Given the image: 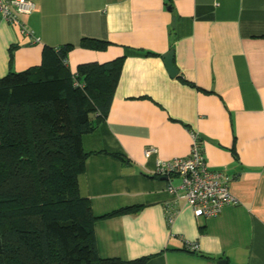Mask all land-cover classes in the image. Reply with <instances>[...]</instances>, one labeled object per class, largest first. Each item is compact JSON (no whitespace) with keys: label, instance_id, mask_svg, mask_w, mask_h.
<instances>
[{"label":"crops","instance_id":"obj_1","mask_svg":"<svg viewBox=\"0 0 264 264\" xmlns=\"http://www.w3.org/2000/svg\"><path fill=\"white\" fill-rule=\"evenodd\" d=\"M28 1L35 9L18 22L30 36L0 20V78L39 65L44 46L71 45V72L123 58L106 117L81 139L85 152L100 153L86 159L79 189L96 216L142 207L95 223L99 256L264 264V0ZM82 38L108 45L84 50ZM170 51L175 77L163 64ZM192 133L208 170L230 178L237 200L213 218L195 216L180 191L166 192L179 178L154 175L157 160L188 155ZM147 148L155 150L149 159Z\"/></svg>","mask_w":264,"mask_h":264},{"label":"trees","instance_id":"obj_2","mask_svg":"<svg viewBox=\"0 0 264 264\" xmlns=\"http://www.w3.org/2000/svg\"><path fill=\"white\" fill-rule=\"evenodd\" d=\"M107 45L92 38L79 42L89 51ZM71 49L44 46L39 65L0 78V264H146L149 256L102 258L94 238L99 219L135 215L142 206L96 216L79 189L86 159L100 153L85 152L81 139L106 117L123 58L80 64L71 72ZM110 155L127 162L122 152Z\"/></svg>","mask_w":264,"mask_h":264},{"label":"built area","instance_id":"obj_3","mask_svg":"<svg viewBox=\"0 0 264 264\" xmlns=\"http://www.w3.org/2000/svg\"><path fill=\"white\" fill-rule=\"evenodd\" d=\"M34 9L35 5L28 0H0V20L19 27L21 34L29 35L23 27L19 26L18 17L29 15ZM29 42L34 44L38 43V40L29 38ZM73 86H77V82L74 81ZM154 153L153 148H147L143 151V157L149 159ZM154 166V173L161 177L179 178L178 186L169 184L165 190L174 196H179L177 191H180V197L184 199L195 216L205 219L213 218L225 206L237 204V200L229 189L230 178L222 173L208 170L198 136L194 133L191 134V145L186 157L169 161L157 160Z\"/></svg>","mask_w":264,"mask_h":264},{"label":"water","instance_id":"obj_4","mask_svg":"<svg viewBox=\"0 0 264 264\" xmlns=\"http://www.w3.org/2000/svg\"><path fill=\"white\" fill-rule=\"evenodd\" d=\"M163 64H164L165 70L169 77H175L177 75L178 72L172 64V52L171 51L168 54L163 56ZM162 179L165 180L166 178H162ZM218 264H226V262L218 261Z\"/></svg>","mask_w":264,"mask_h":264},{"label":"rangeland","instance_id":"obj_5","mask_svg":"<svg viewBox=\"0 0 264 264\" xmlns=\"http://www.w3.org/2000/svg\"><path fill=\"white\" fill-rule=\"evenodd\" d=\"M98 198H95V201H97ZM101 257V256H100Z\"/></svg>","mask_w":264,"mask_h":264}]
</instances>
